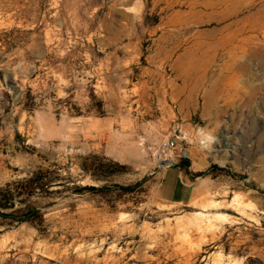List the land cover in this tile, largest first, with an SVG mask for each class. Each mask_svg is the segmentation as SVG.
Returning <instances> with one entry per match:
<instances>
[{
  "label": "rangeland",
  "instance_id": "obj_1",
  "mask_svg": "<svg viewBox=\"0 0 264 264\" xmlns=\"http://www.w3.org/2000/svg\"><path fill=\"white\" fill-rule=\"evenodd\" d=\"M220 1L0 0V189L41 169L54 183L24 190L19 218L0 215V264H264V89L246 94L264 71L239 77L230 43L264 0ZM168 139L204 150L218 189L165 201L162 177L183 159ZM96 155L119 172L88 173Z\"/></svg>",
  "mask_w": 264,
  "mask_h": 264
},
{
  "label": "bare ground",
  "instance_id": "obj_2",
  "mask_svg": "<svg viewBox=\"0 0 264 264\" xmlns=\"http://www.w3.org/2000/svg\"><path fill=\"white\" fill-rule=\"evenodd\" d=\"M220 3H223L230 11H238L241 7V1L233 0H221ZM260 14V13H259ZM257 13L251 12L243 18L237 20V24L239 28L236 33V37H232L230 43L234 46L231 48V53H235L237 59H235L234 69L237 73H239V77L246 79L245 77H250L253 79L252 69L257 67L258 69L264 71V40L257 42L256 36L253 34L254 24L259 22L264 25V13L260 14L258 17ZM250 21L252 24H249ZM252 32V33H251ZM233 34H230L232 36ZM228 37V38H229ZM198 70H193V73ZM194 73V74H195ZM192 76H195V75ZM263 73H256L255 76L260 77ZM193 80V79H192ZM223 80L219 79L213 82L210 85L209 97H208V106L213 105L217 94L221 93L223 90ZM194 86L198 87L200 82L199 80H193ZM258 89H264V81L260 85H255L254 88H250L246 94L248 95V100L254 97L255 92ZM240 198L234 197L232 200V204H239ZM219 204L216 201L209 200L208 202L203 203V207H216ZM216 219H226L228 216L224 213H216ZM205 217L203 213H195L192 215H188L187 218L177 220V228L179 235H185L190 228L193 226L200 227L202 223H204ZM208 225L212 226V221L208 220Z\"/></svg>",
  "mask_w": 264,
  "mask_h": 264
},
{
  "label": "crops",
  "instance_id": "obj_3",
  "mask_svg": "<svg viewBox=\"0 0 264 264\" xmlns=\"http://www.w3.org/2000/svg\"><path fill=\"white\" fill-rule=\"evenodd\" d=\"M183 159L167 169L161 181V195L165 201L177 205H191L219 187L218 178L211 176L208 155L196 144L186 148ZM182 160V159H181Z\"/></svg>",
  "mask_w": 264,
  "mask_h": 264
},
{
  "label": "trees",
  "instance_id": "obj_4",
  "mask_svg": "<svg viewBox=\"0 0 264 264\" xmlns=\"http://www.w3.org/2000/svg\"><path fill=\"white\" fill-rule=\"evenodd\" d=\"M93 162L91 164V167H87V172L94 175L97 178H104L106 176H109V174H116L117 170H112L109 169V166L103 163V161L100 160L99 156H94L93 157ZM180 164L184 165H189V162L185 159H182ZM108 170V171H106ZM106 172V173H103ZM50 171L49 170H39L35 172L32 176L29 178L22 180V181H17L12 184H8L5 188L0 189V215L2 216H12L15 218L17 217L18 209L15 208L16 206V201L19 199L23 194H25L24 190H27L28 196H33L35 195L39 189H48L52 186H54V183L51 181L50 178H47V175H49ZM91 189H94L93 187H90ZM78 192H81V189L78 190ZM4 210H12L11 214L4 213ZM40 210L37 207H32L30 206L28 208V216L24 221H36L37 218H39L38 215H40ZM23 219V218H22ZM18 219V220H22Z\"/></svg>",
  "mask_w": 264,
  "mask_h": 264
},
{
  "label": "built area",
  "instance_id": "obj_5",
  "mask_svg": "<svg viewBox=\"0 0 264 264\" xmlns=\"http://www.w3.org/2000/svg\"><path fill=\"white\" fill-rule=\"evenodd\" d=\"M160 148H162L164 151H173L179 153V158H182L186 152V147L174 139L163 141L160 145Z\"/></svg>",
  "mask_w": 264,
  "mask_h": 264
}]
</instances>
